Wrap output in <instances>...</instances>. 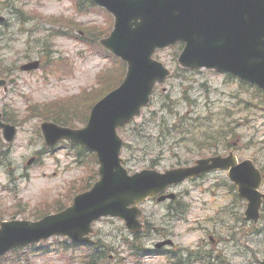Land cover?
<instances>
[{"label": "rangeland", "instance_id": "obj_1", "mask_svg": "<svg viewBox=\"0 0 264 264\" xmlns=\"http://www.w3.org/2000/svg\"><path fill=\"white\" fill-rule=\"evenodd\" d=\"M10 4L30 20L16 21L9 14ZM79 4L73 0H0V18L5 19L0 21V68L28 59H40L42 64L32 72L14 73L17 81L6 91L0 88V109L16 120L18 129L7 159L0 162V220L39 219L55 210L58 202L67 204L69 195L95 179L89 176L97 163L88 161V156L87 163H79L74 156L77 149L69 142L45 148L42 119L30 111L34 105L67 101L83 108L85 93L102 91L104 70L115 69L112 60L90 47L93 39L87 33L93 27L106 28L112 16L87 2ZM7 19L12 25L6 28ZM178 51L171 46L155 53L173 73L157 85L142 115L118 129L125 141L124 165L131 173L143 168L163 171L211 155L209 148L227 153L226 146L264 165L261 92L227 73L184 70L177 63ZM84 117L83 112L77 113L74 126L84 125ZM228 127V136L215 140L216 132L223 134ZM31 157L37 160L27 164ZM231 184L225 172H212L171 188L187 208L182 218L169 211V200H146L141 205L142 221L151 229L140 237L142 245L152 249L166 238L174 243L159 254L135 258L124 243L133 235L121 219L106 216L95 221L93 238L110 245L106 264H170L169 252L185 259L189 251L205 255L202 262L194 259L190 264H260L264 220L244 221V201ZM260 190L264 192V182ZM102 249L76 246L66 236H53L7 253L0 264H80L83 253Z\"/></svg>", "mask_w": 264, "mask_h": 264}, {"label": "water", "instance_id": "obj_2", "mask_svg": "<svg viewBox=\"0 0 264 264\" xmlns=\"http://www.w3.org/2000/svg\"><path fill=\"white\" fill-rule=\"evenodd\" d=\"M93 1L114 16L111 32L100 43L126 62L125 76L91 107L83 127L45 120L40 130L47 145L67 139L94 152L99 164L98 178L58 212L35 221H0V255L53 235H66L75 242L93 244L89 236L93 232L91 224L107 215L123 219L131 232H139L142 230L141 202L186 178L193 179L212 170L228 171L239 196L248 201L244 219L257 221L263 197L258 190L262 178L250 159L238 162L230 152L226 156L198 158L191 166L164 171L145 168L129 173L120 157L123 140L117 127L138 117L155 85L170 74L162 62L152 57L154 51L177 42L184 43L178 56L181 66L231 72L264 89V0ZM38 65L39 61L35 60L20 68L31 70ZM14 80L0 78V87L6 89L7 83ZM0 131L6 142H12L17 134V127L4 121L1 111ZM174 196V193L161 194L157 200ZM165 244L172 241H160L156 247Z\"/></svg>", "mask_w": 264, "mask_h": 264}, {"label": "trees", "instance_id": "obj_3", "mask_svg": "<svg viewBox=\"0 0 264 264\" xmlns=\"http://www.w3.org/2000/svg\"><path fill=\"white\" fill-rule=\"evenodd\" d=\"M76 3L79 5V3H83L86 2L87 0H75ZM90 2V0H88ZM87 1V2H88ZM90 6H93L92 3H90ZM15 12L19 15V12L17 9H15ZM103 31V28H99V27H93L92 30H89V32H91V34L93 33L94 36V41L96 42V46L99 47V49L103 50L99 44H98V37L101 35ZM108 31V29H107ZM59 31H56L54 34L58 33ZM104 33V32H103ZM113 62L115 63V69H109L102 77V75L99 76L98 79H100V77H102L100 79V83H102V85H104V89L102 91H100L98 94L94 93V91L89 92V93H85V102L83 105V108H78V106L76 104H74V102L72 101H67V102H53L50 104H45V105H34L30 108L31 112H34L36 114V116H38L40 119H47V120H52L54 122H57L59 124L62 125H70V126H74V121H75V116L77 115V113H80L82 115H85V117L83 118V122L86 121V117L89 111L90 106L98 99L100 98L105 92H107L108 90H110L111 88H113L114 86H116L121 79L123 78L124 75V71H125V64L120 61L119 59L113 57ZM4 67L0 68V76H5L4 75ZM91 93H93V97H90ZM3 118L6 121L12 122V123H16V120H14L12 117H10L9 113L6 110H3ZM231 131V129L228 127L226 130H222L223 134L220 131H217V137L215 138V140H221L224 136H228L229 132ZM203 142V141H202ZM74 148H76V152H74L76 159L80 162V163H87L89 160L93 161L94 164H96V158L94 153H86L85 155H82L83 153L86 152V150L84 149V147L77 145V144H71ZM9 146L5 143L2 142V140L0 139V162L1 159L4 158V161L7 159L8 153H9ZM209 150H213L210 149ZM40 154V153H39ZM85 156H88V161H85ZM93 170V175H90L89 177L91 178H95L96 176V170L94 168H92ZM90 185L89 183H85L82 186H80L76 192L79 191H83L86 188H88ZM76 192H73L74 194ZM72 193V194H73ZM72 194L69 195L68 201H70ZM64 203L63 202H58L57 208L55 209V211H58L60 209H62L64 207ZM169 211H172L176 214V216L178 217H183V215L186 213L187 208L186 206L181 203L179 200H173L170 203V207H169ZM263 218H264V212H263ZM145 226H146V230L145 232L149 231L151 229V225L147 222H145ZM143 234H134L133 235V239H124V243L127 244L128 246V250L130 251L131 255L135 256L136 258H141L143 256H145V254H150L153 252L152 249L146 248L145 246L142 245V241L140 240V237ZM99 247H103L102 251H88V253H83L80 256V264H106V256L108 254V251L110 250V245L106 244V243H102L100 242ZM19 251V250H14V252ZM13 253V252H12ZM15 254V253H14ZM17 254H15L14 256H16ZM189 256L186 257V261H184L183 263L182 261V257L181 256H177V255H171V263L172 264H190L194 259H201L203 260L205 258L204 255L200 256V255H194V258H191V256L193 255L191 252H189L188 254ZM203 258V259H202ZM104 259V260H103Z\"/></svg>", "mask_w": 264, "mask_h": 264}, {"label": "flooded vegetation", "instance_id": "obj_4", "mask_svg": "<svg viewBox=\"0 0 264 264\" xmlns=\"http://www.w3.org/2000/svg\"><path fill=\"white\" fill-rule=\"evenodd\" d=\"M8 22H10V20H8ZM11 73H14L13 69H8V71H6V74H8V75ZM252 159L254 160V162L258 166V168L261 170L262 175H264V165L258 159H254L253 157H252ZM257 160H258L259 164H258V162H256Z\"/></svg>", "mask_w": 264, "mask_h": 264}]
</instances>
